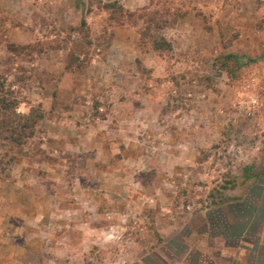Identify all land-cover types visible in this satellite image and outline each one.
I'll return each instance as SVG.
<instances>
[{"label":"rangeland","instance_id":"1","mask_svg":"<svg viewBox=\"0 0 264 264\" xmlns=\"http://www.w3.org/2000/svg\"><path fill=\"white\" fill-rule=\"evenodd\" d=\"M0 78V195L62 167L21 264H264V0H0Z\"/></svg>","mask_w":264,"mask_h":264},{"label":"crops","instance_id":"2","mask_svg":"<svg viewBox=\"0 0 264 264\" xmlns=\"http://www.w3.org/2000/svg\"><path fill=\"white\" fill-rule=\"evenodd\" d=\"M57 169H62V167H44L46 171H43L41 176L34 174L39 179H36L35 176L29 178V175L35 172L33 168L24 169L20 172L18 179L14 177V173H12L13 177L8 178V185H11L12 190L6 191V195H0V264H21L18 260L19 254L24 251H32L31 248H28V245L34 239L35 232L38 231L36 227L41 230L48 227L47 222L52 218H50L52 213L50 208L42 202L50 197L56 198V194L53 195V192H56L53 188H59L62 181V175L57 176L55 173ZM37 173H40V171ZM1 182L5 181L0 179ZM39 182L42 185V196L44 198L38 197L39 194L36 193L38 186L35 184L38 185ZM56 193L60 195V192ZM57 197L59 201L62 200L61 196ZM40 199H42V202H39ZM45 201L48 204L51 200ZM194 233H189L187 237L191 238ZM199 233L203 240L200 244L195 243L192 248L203 253L207 250H214L217 242L216 237H212L207 230ZM241 237L239 236V239H243ZM55 241L60 243L59 239Z\"/></svg>","mask_w":264,"mask_h":264},{"label":"trees","instance_id":"3","mask_svg":"<svg viewBox=\"0 0 264 264\" xmlns=\"http://www.w3.org/2000/svg\"><path fill=\"white\" fill-rule=\"evenodd\" d=\"M110 4L117 9L123 8L122 5H118L116 2ZM86 24L87 21L83 19L82 25ZM12 51L17 53L19 50L14 48ZM231 56L229 55V57ZM250 60L255 61V59ZM66 66L70 69L72 64L68 62ZM4 79L0 78V146H21L27 138H30L34 134L36 123L38 119L43 117V114L34 115L33 109L28 114L18 112L19 99L16 97L15 91L10 88L6 89ZM244 173L247 179L254 177V182H256L259 176L264 174L263 172L252 171V167L250 166L244 167ZM240 236L243 237V234H240Z\"/></svg>","mask_w":264,"mask_h":264}]
</instances>
